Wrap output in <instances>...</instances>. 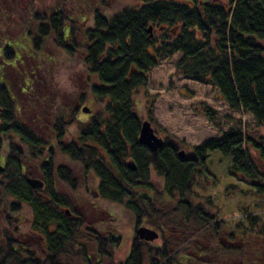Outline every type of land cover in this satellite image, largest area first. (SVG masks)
<instances>
[{"label":"trees","instance_id":"trees-1","mask_svg":"<svg viewBox=\"0 0 264 264\" xmlns=\"http://www.w3.org/2000/svg\"><path fill=\"white\" fill-rule=\"evenodd\" d=\"M38 1L30 0L23 9L25 0H0V264H104L122 245L106 227L75 214L74 201L61 188L79 185L62 158L95 175L98 198L129 211L136 229L157 227L170 238L171 245L166 239L157 246L136 235L126 257L112 264H200L203 257L212 261L206 264H222L228 257L240 259L230 264H264L261 212H251L230 229L210 212L211 198L205 204L193 199L213 152L230 159L229 174L264 198V137L259 130L264 127V0H139L138 6L107 18L96 14L94 25L80 33L84 46L76 17L66 16L62 7L35 11ZM65 1L77 9L85 0ZM150 27L164 31L153 35ZM48 42L70 62L80 49L84 56L78 60L95 81L75 94L76 106L56 104L52 123L46 124L43 115L29 122L7 68L20 71L23 60L30 63L24 93L32 100L41 84L35 69L52 61ZM176 54H181L178 72L212 84L230 110L251 115L259 128H244L236 120L184 159L170 138L157 152L142 145L138 92L146 88L149 73ZM89 98L103 105L105 115L76 122L80 104ZM202 112L216 122L214 110ZM32 164L41 169L42 189L28 183ZM153 174L163 181L161 192L151 181ZM222 235L226 242L211 246L210 237ZM197 236L202 240L190 243L188 250L184 243Z\"/></svg>","mask_w":264,"mask_h":264},{"label":"rangeland","instance_id":"rangeland-1","mask_svg":"<svg viewBox=\"0 0 264 264\" xmlns=\"http://www.w3.org/2000/svg\"><path fill=\"white\" fill-rule=\"evenodd\" d=\"M62 1L39 0L35 4V11L50 12L56 7H62L66 16L76 17L75 23L78 26L77 31L79 33L77 36L80 38L81 46L85 45L86 39L82 38L80 33L82 29L85 30L94 25L96 13L104 16H113L126 8L138 6L140 3L139 0H85L78 4L76 9V6H73L75 4H69L66 1L63 3ZM28 5H30V0H25L23 9ZM45 49L47 53H50L48 55L52 61H50L51 64L43 61L39 65L41 69H35V76L39 75L41 84H37L39 88L34 93L35 97L32 100H29V96L24 93V82L27 79L26 72H30V63L27 60H23L22 64L24 65L18 67L20 71H14L12 67H8V70H6L11 79L10 83L14 96L19 101H21L20 97L24 98L21 102L29 115V118L24 117V119L30 122V120H35L37 115H43L45 117L44 121L48 124L53 121V115H55L57 110L56 104L67 103L71 104L70 107L76 106L77 104L73 102L75 94L85 91L88 84L95 80L78 60L84 56L80 49H78L75 59L71 62L66 55L56 51L51 42H48V46ZM53 54L57 55V57L54 58ZM180 58L181 54H176L172 59L162 61L149 73L148 84L145 89L138 92L139 97L137 99V110L142 123L149 122L158 137L162 139L170 138L172 142L178 143L181 151H184L186 156L193 155V149L204 141L220 137L222 131L228 130L229 127L234 125L236 120H242L244 128L247 126L251 129L259 128L251 115L230 110L219 90L212 84H202L186 79L182 73L178 72L176 64ZM44 59L47 58L45 57ZM89 75L92 76L91 79ZM88 100L87 103L80 104L78 114L75 113L76 122L80 120L87 122L92 116L104 113L102 104H99L94 98H89ZM86 107L91 114L83 112ZM205 107H209L217 113L215 123L210 122L204 116L202 108ZM76 125L79 127L78 124ZM259 130L264 137V127L259 128ZM60 162L73 169V175L79 185L76 190H72L67 186L66 188H61L74 201L75 214L84 217L87 223L106 227L111 234L119 236L123 241L122 245L112 251V259L104 260V264H112V261L120 263L129 253L130 242L132 243L135 239L134 237L138 235L134 218L129 211L122 208L119 204H113L98 198L96 190L99 182L95 175L91 172L86 173L77 165L68 163L66 159L62 158ZM230 164V159L223 157L217 152L211 153L205 163V173L200 175L201 178L199 177L194 188L193 199L197 203L202 202L205 204L208 201L207 198H211L212 206H210V212L216 215L219 222H224L227 228L235 229L237 223L245 222L246 216L250 215L251 212L255 214L261 212L260 214L264 219V198L255 194L251 191V188L230 175ZM41 174L38 164H32V173L29 178L41 181ZM151 177V181L155 183L158 189L157 191L161 192L163 181L155 174ZM100 227L97 226V228ZM147 228L156 233H159L157 231L162 232L157 227L147 226ZM163 236L170 243V238H168L165 230ZM201 237H193L184 244L188 245V250H192L190 243L202 240ZM210 238L212 239L211 246L214 245L215 241H217L215 245L218 242H226V238L223 235L219 239L213 238V236ZM156 240H154V244L159 246L160 241L158 240L157 242ZM205 244L207 243L202 242L201 246ZM180 248H178L179 250L176 248V253L178 252L176 257L180 253ZM188 250L187 253L189 252ZM96 256L95 254L94 257ZM148 258L146 256L145 260ZM223 261L224 263L222 264H230L240 261V259L228 257ZM204 262L212 261L206 257L199 260L200 264H206Z\"/></svg>","mask_w":264,"mask_h":264},{"label":"water","instance_id":"water-1","mask_svg":"<svg viewBox=\"0 0 264 264\" xmlns=\"http://www.w3.org/2000/svg\"><path fill=\"white\" fill-rule=\"evenodd\" d=\"M148 31L150 33H152V28L150 27L148 29ZM83 112H85L86 114L91 113L87 107L83 109ZM139 142L142 145L148 147L153 152H157L158 150H160L164 146V139H162V138L158 137V135H156L155 130L152 128V126L149 122H143L142 123L141 131L139 134ZM179 156L182 159H184L186 154L184 151H180ZM128 166L132 170L136 169L135 164L133 162L128 163ZM0 170H2V169L0 168ZM28 183L35 189H42L44 187L43 182L38 180V179L29 178ZM66 213H67V215H72L70 210H67ZM137 232H138L140 239L144 240V241L152 242V241L156 240L157 238H159L158 233H156L155 231H153L147 227H140Z\"/></svg>","mask_w":264,"mask_h":264},{"label":"flooded vegetation","instance_id":"flooded-vegetation-1","mask_svg":"<svg viewBox=\"0 0 264 264\" xmlns=\"http://www.w3.org/2000/svg\"><path fill=\"white\" fill-rule=\"evenodd\" d=\"M96 14H98V13H96ZM101 15V14H100ZM96 16V15H95ZM103 18H107L106 17V15L104 16L103 14L101 15ZM156 31H164V28L163 27H161L160 29H158L157 27H153V29H152V34L154 35L155 34V32ZM151 34V35H152ZM91 114V113H90ZM141 227H147V226H141ZM138 231V230H137ZM157 232H159V231H157ZM159 234V238L156 240L157 242H158V240L160 241V243H161V241H165V236H163V234H161L160 232L158 233ZM144 241V240H143ZM146 242H150V241H146ZM152 243H155V241H152ZM166 262H168L167 260L165 261V262H162L161 264H165Z\"/></svg>","mask_w":264,"mask_h":264}]
</instances>
